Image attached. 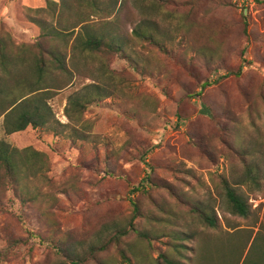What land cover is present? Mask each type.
Masks as SVG:
<instances>
[{"label":"rangeland","instance_id":"374dc122","mask_svg":"<svg viewBox=\"0 0 264 264\" xmlns=\"http://www.w3.org/2000/svg\"><path fill=\"white\" fill-rule=\"evenodd\" d=\"M54 2L45 7L47 0H0V27L18 43L41 41L65 51L71 75L63 81L70 84L48 99L61 123L68 122L64 110L73 98L96 100L83 112L90 125L86 140L72 139L71 127L63 125H55L56 134L30 126L5 134L0 117V140L19 149L32 146L48 157L46 177L28 173L21 188L7 179L0 184V264H61L62 257L33 237L10 248L5 259L1 250L9 239L27 238L22 226L45 238L55 233L70 247L84 243L100 228L124 224L131 200L140 206L138 229L158 230L171 220L186 234L202 229L187 212V203L212 207L220 220L219 234L200 238L208 241L186 238L182 256L195 250L197 261L199 253H212L221 264L217 249L223 240L238 238L244 246L245 237L231 236L238 229L251 234L241 264L255 232L264 233V1L243 8L238 0H171L160 10L151 0H97L93 20L102 25L94 22L88 31L124 47L120 54L126 56L105 57L107 69L101 58L70 49L72 37L67 36V45L59 38L47 43L38 37L40 29L27 21L30 15L45 19L50 30L67 29L76 20L78 13L61 12L66 5ZM136 32L154 34L166 53L141 42ZM206 77L212 83L203 89L202 99L191 96ZM150 170L154 180L169 187L147 184L132 192ZM220 176L248 198L251 217L229 211ZM127 240L144 251L136 236ZM122 241L127 242L126 236ZM100 253L113 256L116 247L111 244Z\"/></svg>","mask_w":264,"mask_h":264},{"label":"trees","instance_id":"16d2710c","mask_svg":"<svg viewBox=\"0 0 264 264\" xmlns=\"http://www.w3.org/2000/svg\"><path fill=\"white\" fill-rule=\"evenodd\" d=\"M151 1L154 6L161 10L163 3L168 4L171 0ZM262 1L264 0H260L258 3ZM51 3H55L54 0H47L45 7H48ZM97 4V0H62L60 5L66 6L61 8V12L75 11L78 13L76 20L74 18V20L69 21L67 29L63 28L60 30L54 27L53 30H50V28L46 27L47 21L45 19L36 18L32 15L28 19H31V22L39 27V38L47 39L46 42L49 43L56 38L66 40L67 36L72 37L70 49H76L83 54L101 58L103 67L107 69L104 64V58L109 55L122 54L124 47L107 41L102 35H96L88 31L87 26L94 22L102 25L101 22L93 20V15L99 9ZM59 13L56 20L60 14L62 15V13ZM170 13L172 14V12ZM183 19L187 20L186 17H183ZM136 35L141 42L155 45L166 53L163 43L154 34L136 32ZM44 43L41 41H36L33 45L18 43L13 40L12 35L3 26L0 27V117H2L4 133L10 134L30 126L36 132L45 130L56 134L55 125H63L71 127L72 139L86 140L87 129L90 125L83 119V112L96 99L89 96L73 98L69 102V106H66L64 110L68 119L67 123H61L55 117L48 99L70 84L65 83L63 77L64 75L66 77L70 76L71 70L68 67L65 51L59 48L58 44L46 46ZM65 44L67 45V40ZM121 56L126 57L125 55ZM205 62L207 63L208 61ZM242 66L243 64H240L236 69L239 74ZM104 68H102L103 73L110 72ZM222 77H224L222 74L216 75L213 83L218 82ZM211 83L210 77L200 80L199 90L192 93L191 96H199L202 99L203 89L211 85ZM201 108L206 110L205 113L215 123L217 128L222 127L218 124V120L213 115L210 107L202 102ZM73 121L78 124H73ZM47 169L48 157L44 152L38 151L32 146L19 149L10 146L4 140H0V184L3 183L4 179H7L9 183L21 188L23 187L21 179L26 174L34 173L36 175V173L41 172V176L46 177L44 172ZM106 172L111 173L110 170H106ZM151 174V170L146 172L145 177L131 191L135 192L144 189L147 184L156 188L169 187L168 183L164 181L154 180ZM219 183L229 211L241 218L251 217L252 209L248 198L240 195L228 178L220 176ZM130 202L133 208L124 224L113 223L105 228H100L93 237L84 243H78L72 247L62 237L61 243H58L61 238H55V233L45 238L41 234L22 226L24 231L27 232V238L9 239L6 246L1 250V258L5 259L9 249L13 246L24 244L33 237L37 238L41 244L47 243L54 253L62 257L64 261L61 264H90L91 262L93 264H217L212 253L208 257L199 253L200 259H197V261L194 259L197 255L195 250L191 252L192 256H182V250L185 248L183 243L186 238L204 241L206 238L204 240L200 238H210L219 234L220 220L212 207L205 206L200 201L187 203V212L199 224H202V229L197 228L186 234V232L177 228L176 222L171 220H166L158 230L138 229L135 220L141 216L140 206L136 200H131ZM2 206L3 204L0 200V209ZM17 217L21 224L24 225L20 216L17 215ZM230 233L234 238L236 236L245 237L246 241H244L243 246L238 238L236 242L223 240L220 248L217 249V252L220 251L222 256L221 264H238L251 236L250 233L241 234L238 229ZM131 235L136 236L141 244L145 246L144 251H136L134 249V245L127 240ZM125 236L127 242L122 241ZM154 241H160L159 245L154 246ZM111 244L116 247V253L113 256L100 253L109 249ZM200 247L205 249L206 244ZM209 247L211 252L215 251L212 244ZM241 264H264V233L260 229L252 237Z\"/></svg>","mask_w":264,"mask_h":264},{"label":"built area","instance_id":"2783aa9c","mask_svg":"<svg viewBox=\"0 0 264 264\" xmlns=\"http://www.w3.org/2000/svg\"><path fill=\"white\" fill-rule=\"evenodd\" d=\"M260 0H238L237 5L239 7H247V6H254L256 3H258Z\"/></svg>","mask_w":264,"mask_h":264},{"label":"crops","instance_id":"0c3cea01","mask_svg":"<svg viewBox=\"0 0 264 264\" xmlns=\"http://www.w3.org/2000/svg\"><path fill=\"white\" fill-rule=\"evenodd\" d=\"M27 21H29V22H31V19L29 20L28 18H27ZM33 23V22H32ZM34 24V23H33ZM36 25V24H35ZM37 26V25H36ZM38 27V26H37ZM39 28V27H38Z\"/></svg>","mask_w":264,"mask_h":264}]
</instances>
